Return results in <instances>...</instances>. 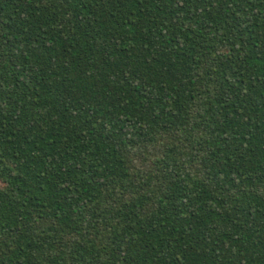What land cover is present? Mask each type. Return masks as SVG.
I'll use <instances>...</instances> for the list:
<instances>
[{
  "label": "trees",
  "instance_id": "16d2710c",
  "mask_svg": "<svg viewBox=\"0 0 264 264\" xmlns=\"http://www.w3.org/2000/svg\"><path fill=\"white\" fill-rule=\"evenodd\" d=\"M0 264H264V0H0Z\"/></svg>",
  "mask_w": 264,
  "mask_h": 264
}]
</instances>
